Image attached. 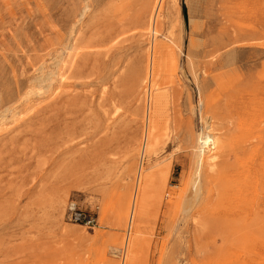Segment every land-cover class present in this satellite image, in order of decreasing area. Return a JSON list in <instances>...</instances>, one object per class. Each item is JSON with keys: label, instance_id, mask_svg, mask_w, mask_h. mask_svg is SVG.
<instances>
[{"label": "rangeland", "instance_id": "obj_1", "mask_svg": "<svg viewBox=\"0 0 264 264\" xmlns=\"http://www.w3.org/2000/svg\"><path fill=\"white\" fill-rule=\"evenodd\" d=\"M0 264H264V0H0Z\"/></svg>", "mask_w": 264, "mask_h": 264}, {"label": "built area", "instance_id": "obj_2", "mask_svg": "<svg viewBox=\"0 0 264 264\" xmlns=\"http://www.w3.org/2000/svg\"><path fill=\"white\" fill-rule=\"evenodd\" d=\"M68 218L74 222L83 223L94 227L97 223L96 218L89 212L71 205L68 209Z\"/></svg>", "mask_w": 264, "mask_h": 264}, {"label": "bare ground", "instance_id": "obj_3", "mask_svg": "<svg viewBox=\"0 0 264 264\" xmlns=\"http://www.w3.org/2000/svg\"><path fill=\"white\" fill-rule=\"evenodd\" d=\"M74 53V52H73ZM65 59V58H64ZM60 60V62L58 63V64H60L61 65V63H63V60L60 58L59 59ZM67 60V59H66ZM63 66V65H62ZM61 66V67H62ZM59 72V71H58ZM61 75V74H60ZM61 77H62V75H61ZM63 80V82L65 83V81H64V78H62ZM65 80H67V79H65ZM61 81V80H60ZM41 87V86H40ZM63 86H61V88H62ZM199 157H202L203 156V154L204 153H208V152H210L211 150H213L214 148H213V143H212V135H209V134H207V136H200V143H199ZM213 152V151H212ZM209 154H211V153H209ZM227 205V204H226ZM225 209L224 210H227L229 207L228 206H225L224 207ZM229 210H231V209H228V211H226V212H230ZM236 212V211H235ZM219 215V214H218ZM235 216H237L238 217V215H235ZM219 220H220V216H216ZM239 220V218H232V220L231 221H229L230 223H232V222H236V221H238ZM224 221V220H223ZM222 221V222H223ZM228 222V223H229ZM233 225V224H232ZM229 226H231V225H229ZM131 257V256H130ZM132 260L133 259H131L130 258V260H129V263H131L132 262Z\"/></svg>", "mask_w": 264, "mask_h": 264}, {"label": "trees", "instance_id": "obj_4", "mask_svg": "<svg viewBox=\"0 0 264 264\" xmlns=\"http://www.w3.org/2000/svg\"><path fill=\"white\" fill-rule=\"evenodd\" d=\"M183 13L185 14V11H184V9H183Z\"/></svg>", "mask_w": 264, "mask_h": 264}]
</instances>
